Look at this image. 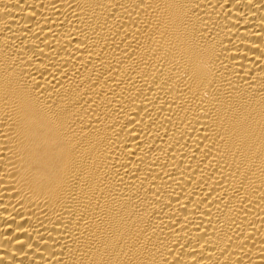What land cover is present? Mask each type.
Returning a JSON list of instances; mask_svg holds the SVG:
<instances>
[{"label":"bare ground","instance_id":"1","mask_svg":"<svg viewBox=\"0 0 264 264\" xmlns=\"http://www.w3.org/2000/svg\"><path fill=\"white\" fill-rule=\"evenodd\" d=\"M0 264H264V0H0Z\"/></svg>","mask_w":264,"mask_h":264}]
</instances>
